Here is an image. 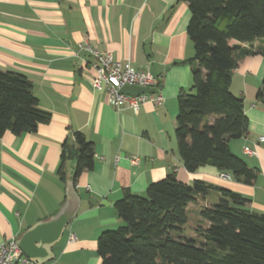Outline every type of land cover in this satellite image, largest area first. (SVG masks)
I'll return each instance as SVG.
<instances>
[{
	"label": "crops",
	"instance_id": "0c3cea01",
	"mask_svg": "<svg viewBox=\"0 0 264 264\" xmlns=\"http://www.w3.org/2000/svg\"><path fill=\"white\" fill-rule=\"evenodd\" d=\"M189 18L188 4L181 0H0V70L25 75L38 108L50 114V121L38 124L35 132L0 136V244L16 240L61 207L74 161H66L64 181L57 169L62 144L66 141L73 150L76 131L93 144L94 165L77 178L80 207L52 246L54 258L44 264H101L96 240L121 225L115 203L122 191L144 195L150 183L170 173L187 184L203 180L239 193L247 200L243 208L264 213V104L255 99L264 55L241 57L230 84L232 94L243 99L248 130L228 145L248 166L259 169L256 181L221 180L220 171L208 165L188 172L178 154L177 96L192 86L186 63L194 54L186 34ZM85 42L110 52L123 66L147 69L158 77L156 91L163 103L144 102L137 112L126 106L115 110L103 90L91 88L94 71L80 48ZM260 46L264 43L256 41L254 50ZM246 146L257 155L246 154ZM90 196L112 205H91ZM217 197L210 191L199 199L207 206ZM196 203L188 205L187 215Z\"/></svg>",
	"mask_w": 264,
	"mask_h": 264
},
{
	"label": "trees",
	"instance_id": "16d2710c",
	"mask_svg": "<svg viewBox=\"0 0 264 264\" xmlns=\"http://www.w3.org/2000/svg\"><path fill=\"white\" fill-rule=\"evenodd\" d=\"M188 4L186 34L193 46L192 86L177 96L174 135L184 168L195 172L212 166L245 185L260 171L233 154L228 142L244 136L248 120L243 99L230 91L232 70L241 57L264 55V0H181ZM236 42V43H235ZM255 99L264 104V76ZM50 114L38 108L32 84L21 73L0 70V136L32 133ZM75 148L62 144L57 175L65 180V163L74 161L71 180L94 165L93 144L79 131ZM210 191L217 200L198 211L195 236L185 238L187 207ZM239 193L203 180L191 184L174 173L150 183L144 195L122 191L115 203L121 225L106 230L96 240L101 264H264V213L249 211ZM203 223L207 225L202 226Z\"/></svg>",
	"mask_w": 264,
	"mask_h": 264
},
{
	"label": "built area",
	"instance_id": "2783aa9c",
	"mask_svg": "<svg viewBox=\"0 0 264 264\" xmlns=\"http://www.w3.org/2000/svg\"><path fill=\"white\" fill-rule=\"evenodd\" d=\"M90 58V66L94 71L90 85L93 90H103L109 103L119 111L126 106L137 112L144 102H152L156 105L163 103V97L157 92L159 84L158 77L149 70H134L129 66H123L121 62L107 51H101L92 47L86 42L80 45ZM125 85H133L145 89H154L153 93H142L136 96L120 93L119 90ZM259 137L258 141H262ZM243 151L251 156H256L257 152L249 147H244ZM116 160V157H115ZM132 161H137L133 158ZM221 180H230L229 173L220 172L218 175ZM73 238H69V242ZM0 264H35L28 259L16 244L15 239H8L0 244Z\"/></svg>",
	"mask_w": 264,
	"mask_h": 264
},
{
	"label": "water",
	"instance_id": "95a60500",
	"mask_svg": "<svg viewBox=\"0 0 264 264\" xmlns=\"http://www.w3.org/2000/svg\"><path fill=\"white\" fill-rule=\"evenodd\" d=\"M119 92L136 96L142 93H153L154 89L125 85ZM88 200L91 205L96 203L112 205L105 199L98 201L92 196ZM80 203V196L75 185L68 179L65 186V201L58 211L47 219L34 223L16 239V244L22 253L35 264H44L52 260L54 258L52 246L61 239L65 227L76 216Z\"/></svg>",
	"mask_w": 264,
	"mask_h": 264
},
{
	"label": "rangeland",
	"instance_id": "374dc122",
	"mask_svg": "<svg viewBox=\"0 0 264 264\" xmlns=\"http://www.w3.org/2000/svg\"><path fill=\"white\" fill-rule=\"evenodd\" d=\"M196 206H197L196 209L190 211L187 215V223L184 226V234H183V236L187 239L192 238L193 234L195 235L194 229L197 228V226L199 225L198 222L199 216L197 215H198V211L202 206V201L201 198L199 199V197L197 198Z\"/></svg>",
	"mask_w": 264,
	"mask_h": 264
}]
</instances>
